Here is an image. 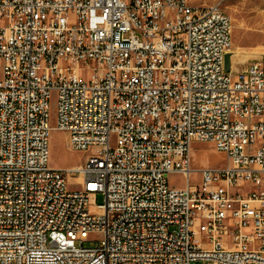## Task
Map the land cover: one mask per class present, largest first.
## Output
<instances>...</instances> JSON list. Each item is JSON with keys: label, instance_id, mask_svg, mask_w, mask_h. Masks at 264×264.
Masks as SVG:
<instances>
[{"label": "built area", "instance_id": "built-area-1", "mask_svg": "<svg viewBox=\"0 0 264 264\" xmlns=\"http://www.w3.org/2000/svg\"><path fill=\"white\" fill-rule=\"evenodd\" d=\"M190 1L0 0V264H264V60L225 72L231 17ZM195 141L228 160L198 185Z\"/></svg>", "mask_w": 264, "mask_h": 264}, {"label": "rangeland", "instance_id": "rangeland-1", "mask_svg": "<svg viewBox=\"0 0 264 264\" xmlns=\"http://www.w3.org/2000/svg\"><path fill=\"white\" fill-rule=\"evenodd\" d=\"M193 6L220 5L222 10L231 17L233 52L244 55L241 61L248 59L264 58V0H191ZM237 55V56H238ZM247 58H246V57ZM86 77V76H85ZM87 78V77H86ZM56 123V97L53 96L50 102V125L55 127ZM50 159L49 166L54 169H70L83 165L89 154L77 152L70 148L66 133L54 130L49 139ZM191 182L198 185L201 169H216L228 164L227 157L217 152L210 143L193 142L190 148ZM76 179V181H75ZM69 179L70 189L78 188L80 179ZM168 183L171 187L183 189L187 182L183 176L171 174L168 176ZM96 206L104 204V196L97 194L93 202ZM92 211V207H89ZM95 243H87L86 246H95ZM193 264H209L199 261Z\"/></svg>", "mask_w": 264, "mask_h": 264}, {"label": "water", "instance_id": "water-1", "mask_svg": "<svg viewBox=\"0 0 264 264\" xmlns=\"http://www.w3.org/2000/svg\"><path fill=\"white\" fill-rule=\"evenodd\" d=\"M238 54V52H228L225 55V72L229 73V72H233V73H241L243 72L247 65L250 62H254V61H261L264 60V58L262 59H254L251 61H247L248 59H245L244 61H238V62H233V58ZM246 57V56H245ZM247 58V57H246Z\"/></svg>", "mask_w": 264, "mask_h": 264}, {"label": "bare ground", "instance_id": "bare-ground-1", "mask_svg": "<svg viewBox=\"0 0 264 264\" xmlns=\"http://www.w3.org/2000/svg\"><path fill=\"white\" fill-rule=\"evenodd\" d=\"M238 55V54H237ZM235 56L234 58H233V62L235 63V62H238V61H241L242 59H243V57H244V55L242 54V55H238V56ZM71 180H74V178H70ZM75 181H76V179H75Z\"/></svg>", "mask_w": 264, "mask_h": 264}]
</instances>
